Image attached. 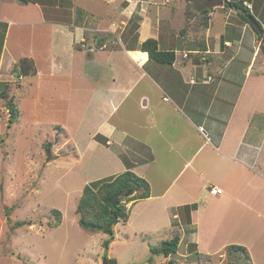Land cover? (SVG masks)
<instances>
[{"label": "crops", "instance_id": "1", "mask_svg": "<svg viewBox=\"0 0 264 264\" xmlns=\"http://www.w3.org/2000/svg\"><path fill=\"white\" fill-rule=\"evenodd\" d=\"M34 1L30 3L40 19L24 24L41 25L37 37H44V56L47 38L53 39L51 30L63 39L55 43L54 52L59 49L53 56L56 65L60 57L65 61L75 54L84 59L87 54L83 77L97 86L92 93L85 89L90 94L87 113L92 109V116L98 118L92 144L113 159V172L101 178L128 169L145 177L151 195L133 203L131 210L146 203L136 211L145 213L153 205L150 215L162 221L145 222V227L169 225L173 235L177 228L180 244L188 232L186 245L191 243V253L199 258L218 252L224 256L227 246L239 244L248 249L252 264H264V47L252 25L233 13L236 9L229 0L226 4L209 0ZM243 3L264 27V0ZM47 10L55 14L49 16ZM65 13L69 18H62ZM205 13V20H200ZM3 20L9 25L0 60L12 52L9 35L13 27L22 24ZM150 38L158 41L159 50L174 52L172 63L159 62L143 50L142 44ZM247 40L255 46L245 67L246 83L238 87L227 76L236 80L237 61L249 46ZM142 53L148 59L138 60ZM30 57L35 59L32 50L23 56ZM106 59L108 72L104 73ZM116 63L121 66L114 68ZM73 75L80 77L75 71L65 74ZM207 147L217 157L210 163L204 154ZM158 150L166 155L157 159ZM189 169V179L173 189L177 178ZM175 171L178 174L171 179ZM214 186L223 193L212 194ZM205 196L215 200L208 214L201 213ZM131 220L130 213L127 223L133 225ZM134 227L138 232L147 229ZM167 258L186 264L174 255Z\"/></svg>", "mask_w": 264, "mask_h": 264}, {"label": "rangeland", "instance_id": "2", "mask_svg": "<svg viewBox=\"0 0 264 264\" xmlns=\"http://www.w3.org/2000/svg\"><path fill=\"white\" fill-rule=\"evenodd\" d=\"M30 2L35 1L0 0V20L11 19L22 23L15 24L9 35L12 52L8 51L5 60H0V93L7 92L6 97H0V264H109L108 258H116L117 264H170L171 260L165 256H155L153 263L149 261L153 257L151 247L162 244L173 235L169 225L168 228L159 225L158 229L145 227V222L158 224L162 221L150 215L155 210L153 205L146 207L147 212L137 213V208L146 203L138 204L131 210L133 201L129 202L133 225L119 222L115 228V241L108 250L103 245L109 237L107 234L87 231L80 226L76 209L83 188L104 174L113 172V159L92 144V128L98 118L94 113L96 117L92 116V109L87 113L90 94L85 89L92 93L97 86L83 77V60L87 54L84 59L75 54L67 58L68 54H64L67 59H58L57 65L62 66L61 70L58 69L53 56L59 51L54 52L55 43L62 37L53 30L52 40L46 36L44 56L41 50L44 37H37L41 25L24 24L40 19V14ZM62 4L66 5L65 2ZM84 4L87 6L89 2ZM234 11L238 14L237 10ZM47 13L49 16L55 14L52 10H47ZM72 13L74 16L75 11ZM68 14L65 13L62 18H69ZM78 16L80 18L81 15ZM205 17L206 13L199 19L203 21ZM238 17L241 16L238 14ZM3 21H0L3 33L0 37L4 36L9 25ZM251 46L255 45L249 43V48L245 46L241 51L236 65V80L227 76L236 81L238 87L246 83ZM30 50L34 51L33 62L38 73L17 77L13 70ZM108 62L106 59L104 73L108 72ZM116 66L121 64L113 65L114 68ZM69 71L79 73L80 77L65 76ZM11 97L14 100L10 101ZM11 102L18 111V119L9 127ZM220 124L224 127L223 122ZM204 154L209 155L208 161L206 156L203 158L207 163L217 158L208 147ZM164 155L166 151H157V159ZM178 172L175 171L171 179ZM191 172L190 169L183 171L172 188L176 189L186 182ZM194 179L197 183L201 182L197 177ZM158 180L161 181L160 176ZM200 206L203 207L201 213L208 214L213 211L215 200L202 197ZM20 221L26 224L18 226ZM174 224L176 228L177 224ZM137 225L147 229L138 232L134 227ZM184 236L186 241L180 244L179 253L174 254V259L179 262L228 264L235 261L236 264H243L242 255L236 252L229 256L219 255L218 252L199 258V254L191 253L194 250L191 243L186 245L188 232ZM185 253L191 255L186 256Z\"/></svg>", "mask_w": 264, "mask_h": 264}, {"label": "trees", "instance_id": "3", "mask_svg": "<svg viewBox=\"0 0 264 264\" xmlns=\"http://www.w3.org/2000/svg\"><path fill=\"white\" fill-rule=\"evenodd\" d=\"M23 3L28 0H21ZM214 1L218 4L222 0H209ZM231 6L243 8L247 14L238 12L239 16L245 19L248 23L252 21V27L259 38L262 39V47H264V27L251 13L250 9L244 5L243 0H232ZM4 36L0 37V52L3 49ZM142 48L148 51L150 56L159 62L172 63L175 59L174 52H165L159 50L158 41L154 38L147 39L143 44ZM35 64L31 58H22L19 60L17 66L14 68L13 73L17 77L27 76L36 73ZM7 92L0 93V97H6ZM14 100L11 97L10 101ZM9 118V127L17 121L18 111L11 102ZM122 192V195L118 199V206L114 207L110 203V199ZM151 195L150 182L143 176L138 175L131 169H128L120 174L104 177L92 181L86 184L83 188L81 197L77 205V213L79 214V224L82 228L91 232L102 231L109 237L104 241L103 245L108 250L110 244L114 240L115 228L119 222L127 223L130 218V207L128 208L129 202H136L138 200L148 198ZM18 226H23L26 223L20 221L17 223ZM174 230V235L169 240H165L158 246H152L151 251L153 257L150 258V262L153 263L155 256L169 257L174 255L179 250L181 241V234L179 231ZM195 246V245H194ZM238 253L242 255L243 264H252L251 256L248 249L239 244H232L227 246V255L232 253ZM109 264H117L116 258H108ZM175 261L171 260L170 264H174ZM228 264H236L235 261H229Z\"/></svg>", "mask_w": 264, "mask_h": 264}, {"label": "water", "instance_id": "4", "mask_svg": "<svg viewBox=\"0 0 264 264\" xmlns=\"http://www.w3.org/2000/svg\"><path fill=\"white\" fill-rule=\"evenodd\" d=\"M235 9L238 11V12H240V13H242V14H247V12L243 9V8H241V7H235ZM122 195V192H120V193H118V194H116V195H114L111 199H110V203H112L113 205H114V207H117L118 206V199H119V197ZM105 263H107V260H105Z\"/></svg>", "mask_w": 264, "mask_h": 264}, {"label": "built area", "instance_id": "5", "mask_svg": "<svg viewBox=\"0 0 264 264\" xmlns=\"http://www.w3.org/2000/svg\"><path fill=\"white\" fill-rule=\"evenodd\" d=\"M147 59V56L146 54L142 53L139 55V58L138 60H146ZM210 192L214 195H219V194H222L223 193V189L221 187H218V186H214L210 189Z\"/></svg>", "mask_w": 264, "mask_h": 264}, {"label": "clouds", "instance_id": "6", "mask_svg": "<svg viewBox=\"0 0 264 264\" xmlns=\"http://www.w3.org/2000/svg\"><path fill=\"white\" fill-rule=\"evenodd\" d=\"M231 1H232V0H231ZM231 1H230V2H231ZM235 7H236V6H235ZM144 54H146V53H144ZM146 56H147V59H148V55H147V54H146Z\"/></svg>", "mask_w": 264, "mask_h": 264}]
</instances>
